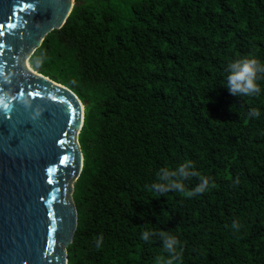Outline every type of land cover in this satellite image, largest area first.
Masks as SVG:
<instances>
[{"label":"trees","instance_id":"trees-1","mask_svg":"<svg viewBox=\"0 0 264 264\" xmlns=\"http://www.w3.org/2000/svg\"><path fill=\"white\" fill-rule=\"evenodd\" d=\"M243 56L264 63V0H76L30 60L86 102L69 264H264V76L224 86Z\"/></svg>","mask_w":264,"mask_h":264},{"label":"water","instance_id":"water-1","mask_svg":"<svg viewBox=\"0 0 264 264\" xmlns=\"http://www.w3.org/2000/svg\"><path fill=\"white\" fill-rule=\"evenodd\" d=\"M76 0H0V264H69L86 102L35 71Z\"/></svg>","mask_w":264,"mask_h":264},{"label":"clouds","instance_id":"clouds-1","mask_svg":"<svg viewBox=\"0 0 264 264\" xmlns=\"http://www.w3.org/2000/svg\"><path fill=\"white\" fill-rule=\"evenodd\" d=\"M264 76V63L256 58L255 56H243L233 61H230L227 65V76L226 83L224 86L229 89L231 94L238 96H253L258 95L261 92V87L258 84V80ZM0 107L7 109L8 105L4 101V97H0ZM250 116H259V112L255 109L251 110ZM189 164L182 165L178 170L174 172H169L167 169H162L164 177L177 175V172L181 176H189L191 173L186 171ZM208 181L205 178L203 183L195 189V193H199L204 190ZM155 189L160 193H165L170 190H180L183 191V185L180 182H170L168 184H156ZM194 193V194H195ZM163 247L168 253H175L178 241L164 233ZM141 239L144 241L149 240L148 231H144ZM171 264V261L168 262Z\"/></svg>","mask_w":264,"mask_h":264}]
</instances>
